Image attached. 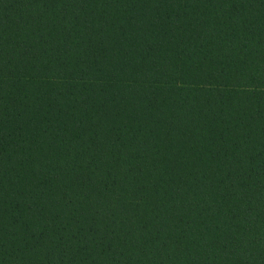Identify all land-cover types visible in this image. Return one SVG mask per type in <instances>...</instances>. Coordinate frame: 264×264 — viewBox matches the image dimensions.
Listing matches in <instances>:
<instances>
[{"label": "trees", "instance_id": "obj_1", "mask_svg": "<svg viewBox=\"0 0 264 264\" xmlns=\"http://www.w3.org/2000/svg\"><path fill=\"white\" fill-rule=\"evenodd\" d=\"M0 264H264V0H0Z\"/></svg>", "mask_w": 264, "mask_h": 264}]
</instances>
